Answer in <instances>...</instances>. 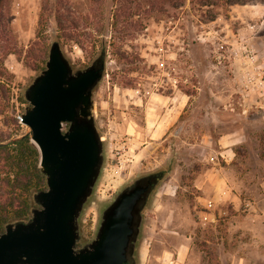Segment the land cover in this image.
I'll return each instance as SVG.
<instances>
[{
	"label": "rangeland",
	"instance_id": "obj_1",
	"mask_svg": "<svg viewBox=\"0 0 264 264\" xmlns=\"http://www.w3.org/2000/svg\"><path fill=\"white\" fill-rule=\"evenodd\" d=\"M150 1L0 0V134L29 133L22 98L54 41L74 68L105 51L94 91L104 163L77 246L95 238L102 210L127 181L163 169L143 211L136 264H264L249 247L257 237L245 205L264 195V2ZM232 131L243 141L214 170L210 157ZM217 172L241 205L202 203Z\"/></svg>",
	"mask_w": 264,
	"mask_h": 264
},
{
	"label": "water",
	"instance_id": "obj_2",
	"mask_svg": "<svg viewBox=\"0 0 264 264\" xmlns=\"http://www.w3.org/2000/svg\"><path fill=\"white\" fill-rule=\"evenodd\" d=\"M106 52L74 68L60 43L26 88L21 122L40 152L47 188L28 222L0 233V264H136L144 207L156 184L150 175L123 189L102 210L95 238L78 247L80 219L102 174L104 146L94 115V91L105 75ZM3 143H0V145Z\"/></svg>",
	"mask_w": 264,
	"mask_h": 264
},
{
	"label": "trees",
	"instance_id": "obj_3",
	"mask_svg": "<svg viewBox=\"0 0 264 264\" xmlns=\"http://www.w3.org/2000/svg\"><path fill=\"white\" fill-rule=\"evenodd\" d=\"M256 1L264 2V0H198V3L202 7H227ZM156 2L157 0H152L149 4L154 8ZM59 26H65L61 19ZM44 61L46 65L47 59ZM22 99L28 103L25 95ZM19 122L20 120L14 119L16 125L22 124ZM0 143H3L0 145V233H2L9 224L28 222L31 219L34 209L39 208L35 195L47 188V176L41 170L40 152L29 133L9 141L0 134Z\"/></svg>",
	"mask_w": 264,
	"mask_h": 264
},
{
	"label": "crops",
	"instance_id": "obj_4",
	"mask_svg": "<svg viewBox=\"0 0 264 264\" xmlns=\"http://www.w3.org/2000/svg\"><path fill=\"white\" fill-rule=\"evenodd\" d=\"M184 103V100L183 102ZM181 103V104H182ZM148 113V108H146ZM148 122L152 120L151 116H147L146 119ZM153 131V129L151 130ZM244 135H241L238 131H232L227 135H223L219 139L220 144V151L217 152L216 156H211L210 161L213 162L215 167L214 170H217V166L221 167L220 159L227 164H230L235 157V150L234 146L242 143ZM143 151L140 150L139 154ZM138 155V154H137ZM217 158V161L215 160ZM212 172V171H211ZM217 179L209 178V183L212 187L213 195L204 200V205H208L209 207H215L217 204L222 203L224 201H231L233 205H241L243 202L240 195L233 192L231 187L228 185L225 178L220 176V173H215ZM245 205L248 207V218L251 220L250 225L253 227L254 230V241L249 244L251 249H257L258 255L261 258L260 262L264 263V195L261 198H257L256 201L248 200L246 201ZM209 211H204L203 217H208ZM211 220L214 217L211 216Z\"/></svg>",
	"mask_w": 264,
	"mask_h": 264
},
{
	"label": "flooded vegetation",
	"instance_id": "obj_5",
	"mask_svg": "<svg viewBox=\"0 0 264 264\" xmlns=\"http://www.w3.org/2000/svg\"><path fill=\"white\" fill-rule=\"evenodd\" d=\"M154 176L155 177V180L157 181L156 184L154 185V187L157 186V184L164 178V176L166 175V170H157V171H154V172H150V173H147V174H141L139 176H136L134 178H131V180L127 181L115 194L113 200H115V198L119 195V193L123 190V189H127L129 187H132L136 184V182L140 179H143L145 177H148V176ZM155 189V188H154ZM150 198V197H149ZM112 200V201H113ZM149 200V199H148ZM148 203V202H147ZM146 207H147V204L145 205L144 207V210H146ZM88 243H85L83 246L87 245Z\"/></svg>",
	"mask_w": 264,
	"mask_h": 264
}]
</instances>
